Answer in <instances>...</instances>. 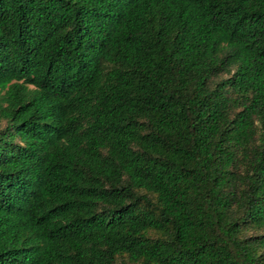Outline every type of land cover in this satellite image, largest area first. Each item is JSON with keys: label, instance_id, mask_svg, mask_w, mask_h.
Here are the masks:
<instances>
[{"label": "trees", "instance_id": "1", "mask_svg": "<svg viewBox=\"0 0 264 264\" xmlns=\"http://www.w3.org/2000/svg\"><path fill=\"white\" fill-rule=\"evenodd\" d=\"M0 264H264V0H0Z\"/></svg>", "mask_w": 264, "mask_h": 264}]
</instances>
